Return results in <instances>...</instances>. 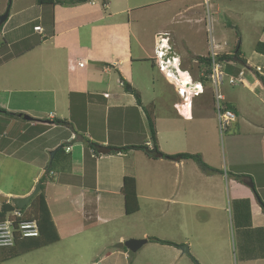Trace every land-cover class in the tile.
I'll return each mask as SVG.
<instances>
[{
	"label": "crops",
	"instance_id": "0c3cea01",
	"mask_svg": "<svg viewBox=\"0 0 264 264\" xmlns=\"http://www.w3.org/2000/svg\"><path fill=\"white\" fill-rule=\"evenodd\" d=\"M11 1L0 0V16L6 13ZM15 1L17 6L14 10ZM100 1L91 0L82 4L56 5L51 8L39 5L37 0H13L9 18L0 32L5 37L1 51L6 52L5 56L0 55V61L4 58L0 63V70L4 69V65L10 59L25 58L37 49L42 50L40 52L43 53L56 51L59 57L64 56V58L60 61L61 64L56 66V70L36 73L33 81L35 85L37 83L41 85L26 84L25 80L29 83L31 81L25 76L19 82L9 80L7 77L5 79L15 88L14 90L8 89L10 92L7 94L4 93L6 97H4V103H0V109L20 114L21 117L1 115L5 125L3 131L4 136L7 137V143L5 150L0 153L9 154L11 151L7 150L16 147L10 156L19 157L22 161L29 159V165L34 164L36 168V176L32 179L30 188L20 193L0 191V197L29 196L35 190L36 184L38 185L47 175L51 166L48 156L64 146V157L59 158V165L44 183L45 194L61 240L35 251L43 257V262L48 259V253L54 252L67 254L65 257L67 264H78L79 261L83 264H145L144 257L139 255V252L146 245H150L151 248L153 246L160 248L158 250L161 256L163 255L164 264H180L186 255L182 247H188L189 251L192 247L187 238L183 237L187 230L183 223L187 217V211L185 212L184 208L188 206L185 194L187 188L190 187L193 191L190 189L189 192L192 194L189 195L193 201H197L195 207L203 205L206 201L213 203L218 201L211 208L215 215L210 219L216 232L219 231L218 226L220 229L225 227L224 224L219 223L221 218L226 220L227 224L228 220L232 219L230 211L233 201L242 199L251 201L252 228L247 231L235 229L236 234L243 238L239 243L241 255L243 254L240 261L241 264H264V128H261L263 134L259 136L261 146L259 155L255 157L261 166L260 173L256 174L244 168L252 162V157L251 159L243 158L242 165L239 164L243 168L235 169L237 175L247 176L248 184L237 180L229 170L223 174L221 168L210 166L217 172L207 174L208 172L197 167H187L186 162L188 161L181 158L166 159L165 155L176 157L187 153L192 155L202 153L198 152L199 149H194V152L189 151L190 153L187 149L184 152L183 148L179 149L168 139L162 140L160 134L165 132L164 128L167 124L163 121L162 124L157 122L159 153H155L152 157L148 156L146 150L135 149V147H147V150H153L154 144L151 142L148 118L143 108V94L141 89L137 90L132 84L134 62L143 58V63H148L156 69V58L149 55V49L145 43L149 33L145 31L139 36L136 29L133 30L132 17L141 8L156 9L167 2H176V0L138 2L135 6H132L128 0H106L107 5L103 7V0L101 7ZM224 6L227 7L231 18L238 21L237 25L231 22L228 24L236 28L238 41V32L241 39L246 23L253 22L255 30L258 29L255 36L258 39L256 44L264 43V17L262 16L264 0H228L226 3L220 0H210L208 5L206 0H194L176 16L184 20L185 17L189 18L190 28H192L195 22L204 21L198 19L194 22L193 20L195 11L202 9L201 13L208 12V20L212 29V9H215V13L221 16ZM201 13H198V16ZM126 14L128 15L127 21L113 22L116 18ZM21 16L24 17L21 18ZM52 18L53 25H50L49 29L45 23L49 25ZM179 19H172L170 22H177ZM206 22L205 19V28ZM31 24H33L31 36H22L20 39L12 36L16 31L23 30ZM37 26L42 27L43 35L34 31ZM51 29L55 30L54 37L50 36L48 42L47 34L50 35ZM107 33H109V39L105 38ZM162 34L165 36L163 37ZM34 36L41 38L43 42L39 45L38 43L34 46L29 45L32 39L28 40V38ZM173 36L178 41L172 42ZM183 37L181 33L175 35L163 31L153 34V38L158 41L169 39V46L180 43L179 40ZM213 37L220 45L218 48L220 54L230 57L236 55L237 49L235 50L231 42L227 41L228 38L223 29L220 28L218 34ZM192 38L190 36L187 40V45L190 47L197 45L196 42H192ZM226 42L227 46L224 45ZM242 44L243 42H241L240 59L246 61L247 66L249 59L242 52ZM108 48L109 52L113 51L109 56H107ZM12 50L14 56L11 55ZM116 51L117 56L114 53ZM135 53H142L144 56L135 57ZM253 53L255 57L264 58V55L256 51ZM208 54L209 50L203 57ZM165 56L166 53L163 50L161 57ZM7 57L12 58L7 59ZM38 57L39 54L35 55V58ZM196 57L198 58L199 55ZM87 62L90 63L91 68L88 67ZM81 64L84 66L81 67ZM168 64L164 63L163 70L168 80L176 85L178 83L183 89H189L190 76L187 71L178 68V62ZM248 77L254 88L264 89L263 78L260 82L256 76L249 74ZM113 78H115V84L120 87L114 91H112ZM120 82L124 86H121ZM251 84L249 85L248 82L246 86L251 88ZM207 89L208 87L203 86L201 94H206L204 90ZM41 92H45L46 95L33 98L29 96V93L41 94ZM137 94L142 96L141 105L136 97ZM106 95L109 96L106 97ZM228 102L237 105L235 101ZM211 107L210 105V107L200 108L202 115L199 116L200 122L207 121L212 116L213 113L209 112L212 110ZM153 110L158 120L154 105L151 111ZM241 114L238 105L237 117L239 118ZM24 115L31 117L32 121L25 120ZM213 115L217 119L216 114ZM56 121H65L67 124ZM239 122L240 119L237 124ZM200 141L202 142V139ZM87 142L97 146L94 147L97 152L92 149L88 157L85 155ZM151 143L152 146L149 145ZM103 147L118 151L124 148L131 149L123 153L117 151L101 155L99 150ZM69 148L70 151H68ZM160 154L161 157L158 156ZM23 164H28V162ZM148 175L152 179L151 182L144 181ZM126 177H134L137 180L140 200V211L131 216L125 214L122 192ZM187 177L190 178L189 181ZM193 180L196 181L195 185H198L200 192L194 187ZM140 182L147 191L140 190ZM146 186L150 189H146ZM141 199L147 203L145 204ZM62 213H67V215L65 214L62 218ZM132 220H135V223H132ZM136 220L145 222V225L140 231L137 229V233L134 234L128 229L136 227ZM227 227H230V223ZM132 239H148V243L134 253L126 247V242ZM155 239L170 241L174 245L160 244ZM186 244L188 246H184ZM212 254H215L214 260H211L212 264L223 259L220 251H214Z\"/></svg>",
	"mask_w": 264,
	"mask_h": 264
},
{
	"label": "rangeland",
	"instance_id": "374dc122",
	"mask_svg": "<svg viewBox=\"0 0 264 264\" xmlns=\"http://www.w3.org/2000/svg\"><path fill=\"white\" fill-rule=\"evenodd\" d=\"M19 1V0H18ZM99 1V0H98ZM132 6L138 5V2H151L155 0H128ZM160 1V0H156ZM194 0H176V2H167L160 8L156 9H148V8H141L136 11L132 17L133 23V30L136 29V32L141 36L145 31L149 33V36L145 39V43L147 48L149 49V55L155 58H158L156 54H158L157 49L159 46V50H164L165 53H168L169 59L165 61L166 65H169V62L177 63L179 68L184 71L186 70L190 76V88L183 89L180 85L171 83L167 76L161 72L159 67V58L155 60L156 62V69L155 67H151L148 63H143L142 59H138L134 62L133 67V85L137 90L141 89L143 94V103H144V110L145 112H149L154 105L156 107L158 113V120L156 119L155 111L148 114L150 119L154 120L157 129V122H166L165 125V132L160 134V138L162 140L168 139L170 143L176 144L179 149L183 148L184 152L191 151L194 152V149H199L198 151L201 155L204 162L212 167L221 168L222 173L226 174L229 170L230 174H234L237 176L235 169L236 168H243L239 164L242 165L243 158L252 157V162H249L248 165H245L244 168L247 170H251L252 172L260 173L261 166L255 160V157L259 155L260 146V134L261 128H264V89L261 90L258 88H254L252 86L251 79L248 75L251 73L250 68H256L258 66L264 68V58L255 57V45L256 41L258 40L255 38L258 29L255 30L253 22L246 23V26L243 30V37L241 36L242 44V52H244L247 59H249V64L247 66H242V64H238L240 69H245L247 76L245 79V83L249 82L251 84V88L246 85H237L231 86L228 83V78H226L221 86V91L224 94L226 102L228 101H235L240 106L241 115L237 118V121L233 123L229 129L225 132H221L218 127V121L214 117L215 111V102L216 98L214 95V91L211 89V86H208V91L204 90L206 94L203 93V83L200 80V71L203 68L202 66L198 65L197 62V55L199 57H203L206 55V52L211 50V41L210 38L213 35H217L219 29H223L225 34L227 35L228 42H231L233 48L235 50L237 48V44H239L237 38V30L234 27L228 26L229 22L233 25H237L236 20L231 18L230 13L227 11V7L224 6L222 9L223 14L219 16L215 13V9H212V29L210 28V21L208 20V12L204 14L205 11L202 9H198L195 11L193 20L194 22L198 19H202L205 21L206 19V28L204 25V21L200 23H196L193 25L194 27L190 28L189 18L185 17L184 19H179L176 15L181 11L183 12L186 8L187 4H190ZM221 2L228 1V0H220ZM102 0L100 1V7ZM13 0L10 2V5L7 7L5 12H11ZM254 4V3H252ZM16 1L14 5V10L16 7ZM103 7V4H102ZM256 7L260 8L259 5ZM110 12V11H109ZM107 12V13H109ZM106 13V14H107ZM113 13V12H111ZM198 13H201L198 16ZM264 11L262 12V14ZM53 15V14H52ZM51 15V16H52ZM153 16V17H152ZM264 17V14L262 15ZM24 16H21V18ZM128 15H123L113 22H125L127 21L126 18ZM184 17V15H183ZM179 19L177 22H170L172 19ZM182 18V17H181ZM42 24V22H41ZM50 24L48 25L45 23V26L50 29ZM192 25V24H191ZM262 23L260 24V31H261ZM148 28V30H146ZM52 33L47 34L48 38L46 39L48 42L50 40V36H52L55 30L51 29ZM163 31V32H170L171 34H178L181 33L183 35V39H180V43H176L175 46H168L166 48L162 47L161 40L153 38V34ZM33 34V24L27 26L25 29L16 31L12 34V36H17L19 39L22 36L29 37ZM151 34V35H150ZM164 37L165 34H162ZM191 37L192 42H196L197 45L188 46L187 40ZM54 37V35H53ZM60 37V36H59ZM68 37H70L68 35ZM64 38V37H61ZM106 39H109V33L105 36ZM172 38V37H170ZM214 38V37H213ZM29 45H33L35 43L43 42V40L39 37L28 38ZM161 39V37H159ZM177 39L173 36L171 39L172 42L176 41ZM240 40V37H239ZM5 37L4 34L0 33V46L4 45ZM178 41V40H177ZM169 39H166L168 45ZM164 44V43H163ZM166 45V44H165ZM237 45V46H236ZM2 47H0V55L5 56L6 52L1 51ZM156 47V50H155ZM165 48V49H164ZM171 48V49H168ZM109 49V48H108ZM42 50L38 49L30 53L29 56L22 58V59H10V61L4 65V69L0 70V103H4L6 96L4 93H9L10 90L15 87L11 86L10 83L6 82V77L9 80H13L15 82L22 81L23 76L27 77L28 80L31 82H27L26 84H34L35 85L34 76L42 72L46 71H54L56 70V66L60 65L64 56L59 57L57 52H40ZM108 50L107 56L110 55ZM156 51V53H155ZM11 52V51H10ZM116 56L118 55L117 51ZM39 54L38 58H35V55ZM11 55L14 56L13 50ZM202 55V56H201ZM52 56V58H51ZM135 57H143L142 53H135ZM205 57V56H204ZM208 59L210 55L206 56ZM4 58L2 59V61ZM0 61V63L2 62ZM113 62H111L112 64ZM88 67L91 68L90 63L87 62ZM236 63H233V69H236ZM236 66V67H235ZM149 67V68H148ZM235 67V68H234ZM250 67V68H249ZM230 74V73H229ZM195 75V76H194ZM251 76L255 77V74H250ZM257 77V76H256ZM257 79L261 82L262 78ZM263 82V81H262ZM114 83V84H113ZM130 84V83H129ZM174 86H172V85ZM112 85L114 91L117 88H120L118 85L115 84V78L112 80ZM202 85V88L200 87ZM43 87V86H42ZM264 87V85H263ZM43 88H47L44 86ZM136 90V91H137ZM138 92V91H137ZM13 91L11 92L12 95ZM139 93V92H138ZM31 98L34 96H45V92H41V94L37 93H29ZM17 97V95H14ZM140 97V98H141ZM228 100V101H227ZM214 103V105H213ZM212 106L209 112L213 113L209 120L200 122V117L202 116L200 113V108H206ZM1 106V104H0ZM154 114V115H153ZM200 114V115H199ZM204 114V113H203ZM2 114H0V131H2V135H0V152L5 150L7 137L4 135L3 128L5 125L1 119ZM20 115V114H19ZM25 116V115H24ZM28 116V115H26ZM21 117V115H20ZM29 117V116H28ZM31 118V117H30ZM197 118V119H195ZM215 118V120H214ZM240 119L239 124L238 121ZM29 121V120H28ZM176 124V125H174ZM148 129L151 135V127L148 122ZM212 126V127H211ZM158 131V130H157ZM202 139V142L199 140ZM152 142V141H151ZM201 143V144H200ZM16 148V147H15ZM15 148H10L7 151H11L9 154L0 153V191L3 193L13 192V193H20L22 190L30 188L32 179L36 176L35 173V166L31 164L29 159H24L28 162V164H23L26 161L20 160L19 157L10 156L12 150ZM87 148V147H86ZM8 149V148H7ZM128 151V150H127ZM202 151V152H201ZM91 152V151H90ZM125 152V151H124ZM14 153V152H13ZM123 153V152H122ZM190 153V152H189ZM197 153V152H196ZM86 154V153H85ZM90 154V153H89ZM149 156V155H148ZM49 157V161L51 162V156ZM64 157V154L59 156ZM69 157V156H68ZM56 162V166L59 165L60 159ZM70 158V157H69ZM71 159V158H70ZM67 161V159H66ZM187 167L192 168H199L201 169L200 165L195 160H186ZM152 165V164H151ZM139 170V169H138ZM139 174V173H138ZM207 174H211L209 171ZM229 174V176H230ZM245 176L246 175H241ZM141 178V175H140ZM49 178L47 177L46 181ZM188 181L190 180L187 177ZM151 182L152 179L150 175L145 177L144 181ZM142 181V178H141ZM194 184L196 181L193 180ZM38 185L36 184V187ZM141 189L147 191L143 188L142 182H140ZM196 190L200 192L198 185H195ZM146 189H150V187L146 186ZM191 188H187L185 201L188 203V206L184 208V211H187V217L183 220V223L186 225L185 234L183 237L187 238L188 242L191 243V251L190 254H186L185 258L181 261L180 264H212L211 260H214L215 254H212L214 251H220L223 254V259L215 264H241V259L243 254L241 255V250L239 249V243L242 242V236H238L235 231L236 227L234 226L232 210L231 215L232 219L228 220V224L226 220H219V223L225 225L223 229H220L218 226L219 231H215L212 227L213 222L211 216L214 217L215 212L211 209L214 204L218 201L216 200L215 203L212 201H206L203 205L199 207H195L197 201H193V198L190 197L189 192ZM193 191V189H191ZM142 194V193H141ZM207 199V197L205 198ZM142 202L145 204L144 199H141ZM55 200L53 199V203ZM192 204V205H191ZM29 206V205H28ZM27 206V207H28ZM55 206V205H54ZM194 206V207H193ZM231 206V205H230ZM26 207V208H27ZM65 214L62 213V218L65 217ZM182 219V218H181ZM135 223V220L131 221ZM137 224L136 227H131L128 230L133 232L134 234L137 233V229L140 231L141 228L145 225V222H141L136 220ZM140 222V223H139ZM171 220L169 221V223ZM182 223V221H181ZM230 223V227H227ZM227 224V226H226ZM211 226V228H210ZM167 232V231H166ZM170 233V232H167ZM184 246H188L187 244ZM153 246L151 248L150 245H146L142 250L139 252V255L144 257L145 264H164L163 255L158 249ZM151 249V250H150ZM52 251V250H51ZM47 253V252H44ZM67 254L65 253H48V259H45L43 262V257L39 256L38 252H33L31 254L22 256L20 258L14 259L12 261H8L4 264H67L65 257ZM78 255V254H77ZM162 260V261H161ZM53 261V262H52ZM78 264H83L82 261H79Z\"/></svg>",
	"mask_w": 264,
	"mask_h": 264
},
{
	"label": "trees",
	"instance_id": "16d2710c",
	"mask_svg": "<svg viewBox=\"0 0 264 264\" xmlns=\"http://www.w3.org/2000/svg\"><path fill=\"white\" fill-rule=\"evenodd\" d=\"M91 0H37L38 4L41 6H48L51 8H54L56 5H75V4H82L90 2ZM103 5H107V1L103 0ZM53 25V18L51 19V26ZM4 26L0 27V32ZM42 28V27H41ZM52 33V30L51 32ZM238 37H240V34L238 32ZM42 42V41H41ZM41 42H39L37 45H39ZM3 46V45H1ZM0 46V47H1ZM32 49V48H31ZM236 55L234 57H230L227 55H223L220 57V60L228 59L232 62L236 63V66L238 64L246 65V61H242L240 59L241 55V39L239 40V44L236 48ZM255 51L258 54L264 55V43H257L255 46ZM198 65L202 66L203 68L200 71V80L203 83V86L208 87L210 85L208 77L211 74V59L207 57H198L197 59ZM235 66V67H236ZM234 67V68H235ZM242 69L236 67V69H233V66H230L228 72L230 74H237ZM195 76V75H194ZM138 102L141 105V98L139 94L136 95ZM225 106L228 110H231L236 113L237 115V105L231 104L229 102H225ZM0 113L4 114L8 117H20L19 114H13L9 113L8 111L0 109ZM149 112H146L148 122L151 127V139L152 143L154 144L153 150H147V147H135V149L139 150H146L148 151V155L152 156L155 153H159L158 151V139H157V129L156 124L153 122L154 120L150 119ZM152 112V111H151ZM238 118V117H237ZM57 123L67 124L65 121H56ZM2 131H0V135ZM87 147V148H86ZM86 151L85 155L88 157L90 151L93 149L95 152L94 147H97L95 144H91L90 142L86 143ZM131 149V148H129ZM128 148L121 149L118 151L119 153L129 150ZM64 152V146L62 149L59 150L56 157L54 158L51 166L48 169L46 177L41 180L42 182V189L41 192L32 200L30 205L22 209L23 212H25L24 220H37L39 227H40V235L39 237H32V238H21L16 237L14 245L12 247L2 248L0 247V264H4L8 261H12L14 259L20 258L22 256H25L27 254L33 253L37 250H40L42 248L51 246L53 244L58 243L61 240L56 222L54 220V216L52 213V210L50 208V205L48 203L46 194H45V181L47 177L49 178L51 173H53L56 170V162L58 161V158L62 153ZM115 153V152H112ZM153 157V156H152ZM166 159L173 160L174 158H181L182 160H195L201 167V169L204 172H217L215 169L208 166L203 158L200 155H192V154H182L178 155L176 157L171 156H164ZM237 180L244 184H248L246 181L245 176L237 175L235 176ZM253 184V183H252ZM123 196H124V205H125V214L127 216L134 215L140 211V200L138 196V189H137V180L134 177H126L123 182ZM17 207L13 206L10 203H4L0 207V222H3L7 216L12 213ZM232 215H233V221L234 226L236 229L239 230H250L252 228V214H251V201L249 199H242V200H235L232 202ZM152 240V239H151ZM156 242L160 244H166V245H174L173 242L155 239Z\"/></svg>",
	"mask_w": 264,
	"mask_h": 264
},
{
	"label": "built area",
	"instance_id": "2783aa9c",
	"mask_svg": "<svg viewBox=\"0 0 264 264\" xmlns=\"http://www.w3.org/2000/svg\"><path fill=\"white\" fill-rule=\"evenodd\" d=\"M210 0H206V3L208 5ZM209 7V6H208ZM34 31L39 33L40 35L44 34V30L37 26L34 28ZM211 41V50L209 52L210 59H211V74L208 77L211 89L214 91V95L216 98L215 102V111H216V117L218 121V127L221 132H225L229 129V127L237 121V115L235 112L228 110L225 106L226 99L224 97V94L221 91V86L226 78H228V83L231 86H237V85H246L245 79L247 76V73L245 69L239 71L237 74H229L228 70L230 66H233V63L231 60L224 59L220 60V57L223 56L218 52L219 44L216 43L215 39L213 37L210 38ZM166 39H162L161 43L162 46L165 47ZM164 43V44H163ZM227 42L224 44L227 46ZM157 56L159 58V64L162 70H164V58L161 57L163 51L157 50ZM81 67L84 66V64L80 65ZM251 73L255 74V76L259 75L260 77L264 78V70L262 67H256L254 69L250 68ZM121 86H124L122 82H120ZM202 88V85H200ZM203 91V90H202ZM109 95H106L108 97ZM214 105V103H213ZM152 146V143L149 144ZM70 151V148L68 149ZM12 204V202H7ZM4 203H1V197H0V207ZM16 207V206H15ZM25 212L22 211V209H15L12 213H10L7 218L0 222V247L7 248L12 247L14 245L16 237L21 238H32V237H39L40 235V227L37 222V220H24ZM99 264V263H98Z\"/></svg>",
	"mask_w": 264,
	"mask_h": 264
},
{
	"label": "water",
	"instance_id": "95a60500",
	"mask_svg": "<svg viewBox=\"0 0 264 264\" xmlns=\"http://www.w3.org/2000/svg\"><path fill=\"white\" fill-rule=\"evenodd\" d=\"M9 18V11L6 12L4 15L0 16V27L4 26V24L7 22ZM130 91H132V89H130ZM1 112V111H0ZM23 118L25 120H29L32 121V118L28 117V116H23ZM61 149V147H59L58 149H56L55 151H53L51 153V162L50 164H52L55 155L58 153V151ZM117 149H109L106 147H103L99 150V154L101 155H107L110 154L112 152H117ZM159 157H161L162 155H158ZM252 185V184H251ZM42 189V182L40 181L38 183V186L35 188V190L27 197H7V196H3L1 197V203H7V202H12L14 203V205L19 208V209H25L28 205H30V203L32 202V200L41 192ZM148 243V239H141V240H135L132 239L128 242H126V247L131 251V252H137L140 248H142L144 245H146ZM182 251L186 254H190V251L188 249V247H182Z\"/></svg>",
	"mask_w": 264,
	"mask_h": 264
},
{
	"label": "clouds",
	"instance_id": "9594fccd",
	"mask_svg": "<svg viewBox=\"0 0 264 264\" xmlns=\"http://www.w3.org/2000/svg\"><path fill=\"white\" fill-rule=\"evenodd\" d=\"M169 43V42H168ZM166 45V48L169 46V45H167V43H165ZM168 49H171V48H168ZM163 51V50H162ZM165 53V52H164ZM169 54L168 53H166V56L164 57V61H166V60H168L169 59V56H168ZM228 56V55H227ZM158 57V56H157ZM156 59H158V58H156ZM169 61H170V59H169ZM158 63H159V61H158ZM243 66V65H242ZM246 66V65H245ZM159 67H160V64H159ZM260 67V66H259ZM178 68H179V65H178ZM250 68V67H249ZM251 69H254V68H251ZM160 70H161V72L162 73H164V71L161 69V67H160ZM243 70V69H242ZM263 70H264V68H263ZM165 75H166V73H164ZM257 77L259 78L260 76L259 75H257ZM260 78H263V77H260ZM264 79V78H263Z\"/></svg>",
	"mask_w": 264,
	"mask_h": 264
}]
</instances>
